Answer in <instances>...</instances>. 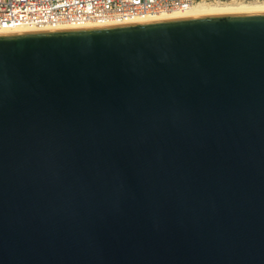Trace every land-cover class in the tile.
<instances>
[{
  "label": "water",
  "instance_id": "95a60500",
  "mask_svg": "<svg viewBox=\"0 0 264 264\" xmlns=\"http://www.w3.org/2000/svg\"><path fill=\"white\" fill-rule=\"evenodd\" d=\"M0 264H264V13L0 35Z\"/></svg>",
  "mask_w": 264,
  "mask_h": 264
},
{
  "label": "built area",
  "instance_id": "2783aa9c",
  "mask_svg": "<svg viewBox=\"0 0 264 264\" xmlns=\"http://www.w3.org/2000/svg\"><path fill=\"white\" fill-rule=\"evenodd\" d=\"M196 1L0 0V30L124 24L171 11H184Z\"/></svg>",
  "mask_w": 264,
  "mask_h": 264
},
{
  "label": "bare ground",
  "instance_id": "6f19581e",
  "mask_svg": "<svg viewBox=\"0 0 264 264\" xmlns=\"http://www.w3.org/2000/svg\"><path fill=\"white\" fill-rule=\"evenodd\" d=\"M248 13H264V2L262 4H245L241 2L237 3H217V2H205L200 0L192 4L188 9L184 11H171L167 13H162L157 16L146 18L143 20H136L127 22L128 23H146L152 21L161 20H172V19H182V18H195V17H205V16H220V15H233V14H248ZM114 24H105L98 26H84L80 28L89 27H100L108 26ZM117 25V24H115ZM61 29H79L72 27L63 28H44V29H33V28H13L7 30H0V35L26 33V32H36V31H54Z\"/></svg>",
  "mask_w": 264,
  "mask_h": 264
},
{
  "label": "rangeland",
  "instance_id": "374dc122",
  "mask_svg": "<svg viewBox=\"0 0 264 264\" xmlns=\"http://www.w3.org/2000/svg\"><path fill=\"white\" fill-rule=\"evenodd\" d=\"M200 0H197L196 2H198ZM205 2H217V3H237V2H241V3H245V4H262V2H264V0H204ZM195 2V3H196Z\"/></svg>",
  "mask_w": 264,
  "mask_h": 264
}]
</instances>
